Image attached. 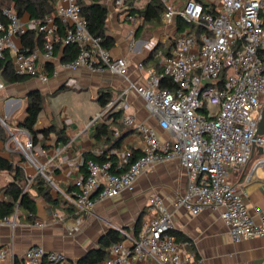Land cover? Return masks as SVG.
I'll use <instances>...</instances> for the list:
<instances>
[{
	"label": "built area",
	"instance_id": "built-area-1",
	"mask_svg": "<svg viewBox=\"0 0 264 264\" xmlns=\"http://www.w3.org/2000/svg\"><path fill=\"white\" fill-rule=\"evenodd\" d=\"M214 1L207 0L216 6L215 15L206 14L203 5L196 0H188L180 11L166 4L162 16L165 27L175 28L176 19L180 17L188 24L204 22L206 32L199 39L180 35L168 55L158 50L156 55L163 68L160 74L143 63L138 64L136 72L145 74L143 83L131 81L129 62L125 58H114L103 46V39L90 33L87 21L80 14V0H54L51 13L44 18L30 19L26 24L15 10L3 11L0 62L10 52L14 74L46 84L52 76L39 70V61L54 63L58 45H73L78 54L73 60L59 63L63 70L76 72L87 68L93 73L110 72L128 81L122 96L97 113L92 123L120 111L122 97L134 93L142 98L158 129L169 136L161 140L156 127L125 119L126 126L135 127L139 132L143 154L124 171L123 166L132 156L131 152H126L117 167L122 169L120 172H114L109 161L87 162L88 177H83L76 189L66 195L77 216L75 226L69 227V234L79 231L82 217L92 214L97 203L132 191L139 177L150 168L177 161L186 170L188 182L186 192L174 203L175 209L184 208L195 215L208 208L220 210L233 242L264 237V216L259 222L253 218L247 208L246 193L228 179L229 171L244 168L257 149L261 148L264 154V135H257L264 109V21L261 16L264 0H218L217 4ZM116 4L123 5V0H117ZM127 17L132 22L144 20L140 15ZM57 22L64 25L63 35L57 31ZM28 31L44 35L41 50L27 53L23 46L16 45L14 38H21ZM225 70L228 76L221 85ZM56 75L54 70L53 76ZM162 78L170 79L177 86L175 90L162 89ZM5 88L0 67V92ZM0 122L6 125L1 117ZM25 133L26 142L12 135L16 150L36 171L27 178L24 192L30 190L38 176L58 190L48 177V164L42 163L36 152L37 144L28 131ZM256 167L264 168V156L256 161ZM146 208L147 217L138 235L119 229L124 241L114 244L109 258L101 264H143L146 260L152 264H203L190 250L187 240L172 234V212L161 196L153 195ZM17 219L18 210L0 219V227L10 229L9 243L0 247V264L9 260L12 264L67 263L65 253L41 245H32L18 255L15 249ZM33 226L44 228L46 225L34 222Z\"/></svg>",
	"mask_w": 264,
	"mask_h": 264
},
{
	"label": "crops",
	"instance_id": "crops-1",
	"mask_svg": "<svg viewBox=\"0 0 264 264\" xmlns=\"http://www.w3.org/2000/svg\"><path fill=\"white\" fill-rule=\"evenodd\" d=\"M107 1L104 0L102 3L105 4ZM108 8L106 31L108 50L114 58H125L129 62L128 78L131 81L143 83L145 74L136 72V66L143 63L148 69L161 70L160 59L154 55V50L159 48V51L164 52L170 49L175 28L165 27L163 22L159 26L144 20L132 22L127 16L134 17L140 14L128 7ZM261 16L264 21V9ZM20 17L25 24L34 19L28 13ZM18 40L19 43L16 41L15 43L21 47V38ZM62 58L63 51L57 48L54 63L43 59L39 61L38 67L41 72L45 73L48 65H52L53 70L57 72L48 83L43 84L36 78L24 82H6L5 90L0 92V117L6 123L1 125L9 134L6 141L0 138V158L22 168L26 180L34 176L36 171L27 162L26 157L16 150L12 133L22 142L27 141L28 135L25 133L27 130L19 125L27 117L32 93L38 91L45 97L43 111L35 125L38 137H43V131L56 126L58 129L65 128L69 138L66 144L57 143V134L53 132L45 141L46 148L41 143L37 144L36 152L41 162L48 164V177L58 188L59 194L56 195L53 192V185L46 180L52 189L51 195L53 198L59 197L61 203L53 206L45 198L36 197L34 190H29L31 195L36 197L35 222H43L46 226L34 227L28 216L19 211L15 241L17 254L22 255L32 245H41L48 250L65 253L68 258L65 264H77L90 250L99 247L100 240L110 229L117 231L121 229L128 234L136 235L146 219H144L146 205L156 194L162 197L172 212L173 231L184 236L182 240L190 243V250L203 261V264H264V237L233 242L228 227L221 218L220 210L208 208L195 215L184 208H174V203L186 192L188 182L186 170L177 161L161 163L150 168L139 177L132 191L97 203L92 214L82 217L79 231L69 234V227L75 226L77 216L74 209L67 204L66 195L74 191L77 183L84 177L82 169L84 154L92 152L99 155L111 149V141L95 137V128L101 120L92 123L96 114L102 110L99 104L100 95L103 92L110 93L113 100H116L122 96L128 81L110 72L93 73L87 68H81L76 72L63 70L59 64L64 61ZM65 95H79L81 98L74 100V97L70 96L71 104L65 105L60 101ZM24 98L29 99L25 106L20 101ZM122 100L119 120L122 127L116 129L115 137L121 134L124 140L119 149L110 151V154H117L119 162L126 152L137 151L138 155L143 154L139 132L135 127L124 124L127 118H132L136 124L145 123L156 127L161 140L169 138L168 134L158 129L156 121L144 107L142 98L132 93L122 97ZM111 122L112 120L107 124ZM262 156L263 152L257 149L244 168L230 170L228 173L229 182L246 193L247 208L257 222L264 216V168L256 167V161ZM49 161L52 163L49 164ZM12 179V173L6 171L0 173V201L6 199L4 188ZM139 220L140 225L137 226ZM9 238L10 229L0 227V247L6 246ZM5 264L12 263L9 260ZM143 264L152 263L146 260Z\"/></svg>",
	"mask_w": 264,
	"mask_h": 264
},
{
	"label": "trees",
	"instance_id": "trees-1",
	"mask_svg": "<svg viewBox=\"0 0 264 264\" xmlns=\"http://www.w3.org/2000/svg\"><path fill=\"white\" fill-rule=\"evenodd\" d=\"M104 0H80L81 16L87 21L88 30L91 34L95 36H100L103 39V46L108 49V39L106 37L107 31V19L109 15V8L103 4ZM201 3L204 7L206 14H217L216 6L211 5L205 0H196ZM15 10L19 16L24 13H28L31 18H44L47 14L53 11V0H39L36 2L30 0H0V19L3 20V11L5 9ZM166 4L161 0H150L144 10H138L140 16L145 22L153 23L156 26L162 25V16L166 11ZM57 31L59 34H64V25L60 22L56 23ZM206 32L204 22L201 24H188L183 21L180 17L176 19L175 33L171 38V45L168 51H164L166 55L170 53V50L174 46L177 38L180 35L187 34L188 36H195L200 38V35ZM21 42L23 50L27 53L33 52L37 49H42L44 43V35L37 31H28L26 34L21 36ZM57 48H61L63 51V60L70 61L73 60L77 54L78 49L73 45H58ZM159 48L154 50V55L157 54ZM264 53V52H263ZM161 70H156L159 74L163 72L162 65L160 63ZM0 67L2 69L3 77L6 82H24L30 77L27 76H17L14 74L13 66L11 62L10 52L6 53V58L4 61L0 62ZM50 77L53 76L54 70L52 65H48V69L45 71ZM228 76L227 70H225L221 76V85L224 84ZM162 89L173 91L177 87L170 79L162 78ZM113 100L110 93H101L99 98V104L101 108H105ZM45 103V97L40 92H34L30 96V100L27 108V117L24 122L20 123V127L26 129L32 136L34 143H41L44 148L45 141L48 139L51 133L56 132L57 143H68L69 138L66 135V129H58L56 126H52L48 130L43 131L42 141L38 139V132L35 130V125L38 121L39 114L43 111ZM121 111L115 112L109 117H105L101 120L95 128V137L99 140L111 141V149L117 150L121 147L124 138L116 136V129L122 127L119 123L121 117ZM109 120H112L110 124H107ZM9 137L8 132L1 125L0 122V138L3 141ZM110 151L104 152L102 154H95L92 152H87L84 154V163L82 166L84 177H88L87 162L93 160L99 163L111 162L114 172H120L122 169L127 170L131 164H133L141 155H138L137 151H133L132 156L128 164L124 165L122 169L117 167L120 165L118 161L117 154H110ZM24 159H22L23 161ZM6 171L12 173L13 179L4 188L6 194V199L0 201V219L12 216L17 210L21 211L28 216V220L32 223L36 221L37 213V203L36 197H43L53 206H57L61 203L59 197L53 198L51 195V187L48 185L47 181L42 177L38 176L31 186L30 189L36 192V197L32 196L29 191L24 192V187L26 185V177L24 171L19 166L15 165L13 162L6 159L0 158V173ZM68 204V203H67ZM140 225V220L137 222V226ZM138 230V233L140 232ZM138 233L136 235H138ZM178 239L182 240L184 238L178 232L172 231ZM124 236L115 229H110L100 240V245L97 249L89 252L85 257L81 258L77 264H101L106 261L110 255L111 247L119 242L124 241Z\"/></svg>",
	"mask_w": 264,
	"mask_h": 264
},
{
	"label": "rangeland",
	"instance_id": "rangeland-1",
	"mask_svg": "<svg viewBox=\"0 0 264 264\" xmlns=\"http://www.w3.org/2000/svg\"><path fill=\"white\" fill-rule=\"evenodd\" d=\"M117 0H108L107 2H105L106 5H108L109 7L111 6L112 8H116V9H124L126 7L132 9L133 12H138V10H144V8L146 7V5L148 4V2L150 0H123V5H117L116 4ZM164 4H168L170 6H172L176 11H180L182 10L187 1L188 0H161ZM214 3H218V0H215ZM126 11V10H125ZM128 11V10H127ZM140 14V13H139ZM14 40L16 41V43H19L18 38H14ZM74 97V100L80 99L81 97L79 95H65L62 97V99L60 101H62V104L65 105H70L71 104V100L69 99V97ZM28 98H24L21 99L20 101L23 103V105L25 106L26 103L28 102ZM59 103V102H58ZM53 192L58 195L59 192L55 189H53ZM147 210H146V214L144 219L147 217Z\"/></svg>",
	"mask_w": 264,
	"mask_h": 264
},
{
	"label": "water",
	"instance_id": "water-1",
	"mask_svg": "<svg viewBox=\"0 0 264 264\" xmlns=\"http://www.w3.org/2000/svg\"><path fill=\"white\" fill-rule=\"evenodd\" d=\"M12 135L14 136L13 133H12ZM257 135H264V109L262 110L259 121H258ZM259 149L263 152V150L261 148H259ZM91 251L92 250H90L89 252H91Z\"/></svg>",
	"mask_w": 264,
	"mask_h": 264
}]
</instances>
